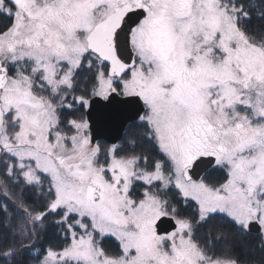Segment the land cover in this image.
<instances>
[{
  "label": "snow or ice",
  "instance_id": "6c2138e0",
  "mask_svg": "<svg viewBox=\"0 0 264 264\" xmlns=\"http://www.w3.org/2000/svg\"><path fill=\"white\" fill-rule=\"evenodd\" d=\"M254 18L264 0H0V261L245 264L253 233L264 251ZM217 217L236 242L200 238ZM48 228L62 246L37 248Z\"/></svg>",
  "mask_w": 264,
  "mask_h": 264
},
{
  "label": "trees",
  "instance_id": "16d2710c",
  "mask_svg": "<svg viewBox=\"0 0 264 264\" xmlns=\"http://www.w3.org/2000/svg\"><path fill=\"white\" fill-rule=\"evenodd\" d=\"M262 23H264V21H260L259 19L254 18L251 27L253 29H256ZM126 130L127 135H135L139 131L138 129L130 127L129 125H127ZM16 191L19 192L20 189H16ZM24 196L28 199L29 203H32L36 199V197L31 192H25ZM232 232L233 229L231 228V226L228 225L227 222L222 220L220 217H217L216 219L210 221L208 224L204 225L199 230L198 235L201 239H204L209 235V233H211L212 235H219L220 233H223L228 237L229 240L236 242V238L232 236ZM4 237L5 233L3 229L0 228V246L5 245L10 241V238L8 241H6ZM63 242V235L59 233L58 229L48 228L46 234H42L40 240L37 242V248H46L49 245L59 247L62 246ZM225 247H227V245H225L223 241L216 245L218 251L224 249ZM238 251L245 261V264H264V251H261L259 247V238L255 233L247 238L246 245ZM0 264H3V262L0 261ZM24 264H36L35 260L32 258L31 253L26 254L24 258Z\"/></svg>",
  "mask_w": 264,
  "mask_h": 264
},
{
  "label": "water",
  "instance_id": "95a60500",
  "mask_svg": "<svg viewBox=\"0 0 264 264\" xmlns=\"http://www.w3.org/2000/svg\"><path fill=\"white\" fill-rule=\"evenodd\" d=\"M127 127V125H125V128Z\"/></svg>",
  "mask_w": 264,
  "mask_h": 264
}]
</instances>
